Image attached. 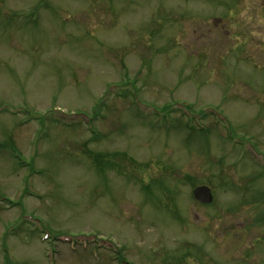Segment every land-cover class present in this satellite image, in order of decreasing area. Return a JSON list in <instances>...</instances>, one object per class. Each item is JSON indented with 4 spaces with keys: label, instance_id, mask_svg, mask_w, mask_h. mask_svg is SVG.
I'll return each mask as SVG.
<instances>
[{
    "label": "rangeland",
    "instance_id": "obj_1",
    "mask_svg": "<svg viewBox=\"0 0 264 264\" xmlns=\"http://www.w3.org/2000/svg\"><path fill=\"white\" fill-rule=\"evenodd\" d=\"M120 261L264 264V0H0V264Z\"/></svg>",
    "mask_w": 264,
    "mask_h": 264
},
{
    "label": "water",
    "instance_id": "obj_2",
    "mask_svg": "<svg viewBox=\"0 0 264 264\" xmlns=\"http://www.w3.org/2000/svg\"><path fill=\"white\" fill-rule=\"evenodd\" d=\"M193 199L202 205H209L212 202L210 190L206 187H198L192 191Z\"/></svg>",
    "mask_w": 264,
    "mask_h": 264
},
{
    "label": "flooded vegetation",
    "instance_id": "obj_3",
    "mask_svg": "<svg viewBox=\"0 0 264 264\" xmlns=\"http://www.w3.org/2000/svg\"><path fill=\"white\" fill-rule=\"evenodd\" d=\"M114 259H115V260H117V261H118V260H122V258H121V257H117V256H116V257H114ZM120 263H121V264H130V263H129V262H127V261H125V262H123V261H120Z\"/></svg>",
    "mask_w": 264,
    "mask_h": 264
},
{
    "label": "trees",
    "instance_id": "obj_4",
    "mask_svg": "<svg viewBox=\"0 0 264 264\" xmlns=\"http://www.w3.org/2000/svg\"><path fill=\"white\" fill-rule=\"evenodd\" d=\"M165 110V109H164Z\"/></svg>",
    "mask_w": 264,
    "mask_h": 264
}]
</instances>
